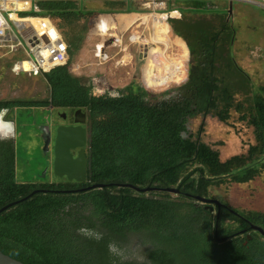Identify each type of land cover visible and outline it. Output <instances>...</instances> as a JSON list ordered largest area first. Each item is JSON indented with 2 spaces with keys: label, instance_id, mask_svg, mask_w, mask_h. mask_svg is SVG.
<instances>
[{
  "label": "trees",
  "instance_id": "1",
  "mask_svg": "<svg viewBox=\"0 0 264 264\" xmlns=\"http://www.w3.org/2000/svg\"><path fill=\"white\" fill-rule=\"evenodd\" d=\"M31 3L19 16L49 18L66 45V59L35 76L45 85L44 98H0V112L53 106L85 113L86 180L17 182L15 145L0 142V208L19 201L0 213V252L23 264H264V237L250 227L264 231V212L228 205L231 210L220 211L187 196L213 199L214 189L253 181L264 170V83L256 85L238 66L230 15L209 9L205 0H181L171 10L180 16L167 23L188 48L187 81L157 92L139 80L99 88L77 75L75 56L94 13L78 0ZM212 119L235 132L250 131L252 138L242 141L247 148L223 156L224 142L207 134ZM95 183L179 192L139 193L112 185L39 192L20 201L36 189ZM80 228L102 237L87 238ZM138 244L143 262L131 250Z\"/></svg>",
  "mask_w": 264,
  "mask_h": 264
},
{
  "label": "rangeland",
  "instance_id": "2",
  "mask_svg": "<svg viewBox=\"0 0 264 264\" xmlns=\"http://www.w3.org/2000/svg\"><path fill=\"white\" fill-rule=\"evenodd\" d=\"M255 1L262 2L261 0ZM205 2L209 9L229 14L230 18L233 19L234 25L232 26L236 30L235 45H237L236 52L239 60L236 62L240 68L248 73L256 85L263 84L264 7L235 0H205ZM80 4L85 5L86 10H91L94 14L88 24L82 46L75 56L74 66L75 69H78L75 73L93 79L92 82L99 88L106 87L107 84L123 86L129 81L136 84L139 69L149 58L150 47L146 43L127 46V50H124L131 38V32H128L129 24H132L130 30L135 28L142 41L156 40L155 37L150 39L152 34H155L158 39H162L161 43L155 42L160 50H165L166 44H171L178 65L185 68V70L189 66L188 48L170 29L167 20L163 19L161 21L166 28V34L161 30L160 25L154 23V20L153 22L150 20V24L145 23L141 26L140 22L134 19V15H138L139 12L131 6L135 5L133 3L128 2L124 10L117 4L105 2L104 0L80 1ZM167 5L168 10H158L159 13L177 9L182 4L181 1L167 0ZM6 6L8 12H12L13 6L11 3L8 2ZM19 9V12L31 10V0H22ZM152 24L154 25L153 29ZM10 26L24 44V40L15 25L10 22ZM109 34L123 38L122 50L112 43V39L108 37ZM246 47L249 50H246ZM252 51L256 52H253V54L257 57V62L254 65H251L253 62ZM123 52L126 53L125 57L131 67H128L130 68L129 77L119 80L113 75V70L116 68L118 59ZM166 52L168 56H171L170 51L167 50ZM22 56L20 52L1 51L0 98L42 99L45 96L43 81L38 77L34 76V78L32 75L13 70L14 64L23 58ZM67 112V109L52 108L50 106L21 107L8 112L7 119L12 121L15 127V180L17 182L56 183L61 180L60 171L53 166L54 145L52 148V143H50L48 149L45 150L44 140L46 133L49 131L53 135L52 138L55 137L56 126L63 121L62 115ZM72 115L73 113L69 111L67 116L72 117ZM207 124L208 137L211 140L224 142L225 145L221 147L224 149L223 156H230L243 151L247 148V145H243L242 141L252 138L250 131L243 129L235 132L229 126L213 119L209 120ZM210 196L238 211L264 212V170L253 181L234 184L230 187L221 186L214 189Z\"/></svg>",
  "mask_w": 264,
  "mask_h": 264
},
{
  "label": "built area",
  "instance_id": "3",
  "mask_svg": "<svg viewBox=\"0 0 264 264\" xmlns=\"http://www.w3.org/2000/svg\"><path fill=\"white\" fill-rule=\"evenodd\" d=\"M22 0H0V53L2 50L8 52H20L23 55L17 61L13 70L15 72L26 73L32 76L38 75L41 71H47L55 66L61 65L66 59V45L60 34L53 27L46 17H20L19 5ZM89 1V0H78ZM117 1V0H116ZM137 5H144L156 10L166 9L167 0H120ZM238 2L259 5L264 7V0L261 3L255 0H235ZM10 2L13 6L12 12H8L6 4ZM38 11L37 7H33ZM19 12V13H18ZM159 15L158 13L156 16ZM165 20H175L171 14H161ZM169 18V19H168ZM10 22L15 25L20 32L24 44L15 35L10 26ZM100 57V56H99ZM28 61V65L24 64Z\"/></svg>",
  "mask_w": 264,
  "mask_h": 264
},
{
  "label": "water",
  "instance_id": "4",
  "mask_svg": "<svg viewBox=\"0 0 264 264\" xmlns=\"http://www.w3.org/2000/svg\"><path fill=\"white\" fill-rule=\"evenodd\" d=\"M158 92V91H157ZM54 108L53 106H50ZM8 113V110L5 109L0 112V139L2 141L10 140L13 144L15 143V127L12 121L5 120V116ZM78 116L81 118L79 119ZM86 121V114L82 113L79 109L75 111L74 122L77 124H83ZM50 141V132L46 133L44 140V149H48ZM86 145V131L80 126L76 127H57L54 137V149H53V166L56 170L60 171V175L64 176L68 181L75 182H84L86 180V160L84 147ZM80 148L76 153V156H73L70 152L71 149ZM119 186L130 188L139 193L151 192V191H160L167 192L171 194H177L179 191L175 188H158V187H146L139 188L129 183H116V184H104V183H95L85 188L76 189V190H57L51 191L46 189H36L32 191L31 194L27 195L20 201L26 200L30 195L37 194L39 192H62V193H74L80 191H88L95 188H105L107 186ZM195 200H198L203 203H213L218 207L221 206V203L218 200L206 199L199 196H191ZM17 202L9 203L6 206L0 208V213L7 208L17 204ZM212 211V207H210ZM251 229L259 232L264 237V231L255 225L250 226ZM250 239V237H248ZM0 264H23L20 261H17L7 255H4L0 252Z\"/></svg>",
  "mask_w": 264,
  "mask_h": 264
},
{
  "label": "bare ground",
  "instance_id": "5",
  "mask_svg": "<svg viewBox=\"0 0 264 264\" xmlns=\"http://www.w3.org/2000/svg\"><path fill=\"white\" fill-rule=\"evenodd\" d=\"M173 16V14H172ZM154 23L160 25L161 30L166 32V28L161 22L165 16L158 15V20L156 21V15L154 16ZM132 24H129V27ZM136 29H131V38L129 44L125 46L124 50H127V46H131L137 43H146L150 47V54L148 60L140 67L138 72V80L141 84L150 91H164L167 89H171L178 85L184 84L187 81L186 70L183 67H180L177 63L176 57L173 55L174 48L172 45L165 46V50H160L157 48L156 41L153 39L155 34H152L153 41H142L140 36L137 35ZM110 39H112V43L116 44L119 49H123V38L115 37L113 34H109ZM170 51L171 56L167 55L166 51ZM100 54V52H99ZM125 52L122 53L121 57L118 59V64L116 68L113 70V75L119 80H124L129 77V70L131 64L125 57ZM28 65V61L24 64L26 67Z\"/></svg>",
  "mask_w": 264,
  "mask_h": 264
},
{
  "label": "flooded vegetation",
  "instance_id": "6",
  "mask_svg": "<svg viewBox=\"0 0 264 264\" xmlns=\"http://www.w3.org/2000/svg\"><path fill=\"white\" fill-rule=\"evenodd\" d=\"M235 44H236V41H235ZM234 44V49H236L237 48V45H235ZM64 109H66V108H64ZM68 110V112L70 111V109H67ZM76 111V110H75ZM75 111H70L71 113H73V115H72V117H68L67 115H68V112L66 113V114H63L62 115V118H63V121L62 122H60L56 127H76V126H80L81 128H83V129H85V131H86V138H87V132H88V125H87V117H86V121L83 123V124H77V123H75L74 122V116H75ZM78 118L79 119H81L79 116H78ZM5 120H8V119H5ZM55 127V128H56ZM51 128V127H50ZM50 132V131H49ZM52 134H51V132H50V141H49V145H50V143H52V148H53V145H54V138H52ZM6 141H8V140H6ZM10 141V140H9ZM0 142H2V140L0 139ZM11 142V141H10ZM48 145V146H49ZM243 145H245V144H243ZM79 149L80 148H75V149H71L70 150V152L72 153V155L73 156H76V153L79 151ZM85 149V148H84ZM61 178V180L59 181V182H66V178L64 177V176H61L60 177ZM68 181V180H67ZM69 182H72V181H69ZM211 200H215L214 198L213 199H211ZM220 202V201H219ZM221 203V206L220 207H218L219 208V210L221 211L222 209H227V210H231L225 203H222V202H220ZM209 209H210V207H208ZM218 208L216 209V210H218ZM234 209V208H233ZM212 210H214V208L212 207ZM211 211V210H210ZM238 211V210H237ZM240 212H243V211H240ZM138 246H140L139 244L138 245H135V246H132L131 247V250H134L133 251V255H134V257H138V255H139V251L138 250H136V248L138 247ZM149 247V246H148ZM145 247H142V248H140L141 250L142 249H144ZM138 260H140L141 262H143L144 261V257H138Z\"/></svg>",
  "mask_w": 264,
  "mask_h": 264
},
{
  "label": "crops",
  "instance_id": "7",
  "mask_svg": "<svg viewBox=\"0 0 264 264\" xmlns=\"http://www.w3.org/2000/svg\"><path fill=\"white\" fill-rule=\"evenodd\" d=\"M32 1V0H31ZM108 1H116V0H108ZM177 1H181V0H177ZM132 7H133V9L135 10V11H137V12H139V14L138 15H134V19L135 20H138L139 22H140V24H141V26H143V25H145V23H148V24H150V20H152V22H153V20H154V16L158 13L159 15H161V14H164V13H166V14H173L174 16H175V20L176 19H178L179 18V16H180V13L178 12V11H166V12H162V13H159V11L158 10H156L155 12L153 11V9H150L149 7L146 9V7L144 6V5H131ZM34 7V6H33ZM166 9L168 10V5L166 4ZM161 11V10H160ZM158 16V15H157ZM157 16H156V21L158 20V18H157ZM162 16V15H161ZM49 19V18H48ZM50 20V19H49ZM163 19H161V21H162ZM51 22V21H50ZM164 23V22H163ZM51 24H52V22H51ZM147 24V25H148ZM53 25V24H52ZM153 25V24H152ZM156 25H158L157 23H156ZM54 27V26H53ZM153 27H154V25L152 26V29H153ZM55 28V27H54ZM56 29V28H55ZM57 30V29H56ZM58 32V31H57ZM128 32H131V30H130V27H129V29H128ZM137 32V31H136ZM155 36V35H154ZM152 38V36L150 37V39ZM155 38H156V41H158L159 43H161V40L160 39H158L157 38V36H155ZM149 39V40H150ZM158 48V47H157ZM240 48V47H239ZM159 49V48H158ZM237 49V48H236ZM236 49H234L235 51H234V55H235V58H236V61H239L238 60V55H237V52H236ZM246 50H249V48L248 47H246ZM253 52L254 53H256L255 51H252V56H253V62L251 63V65H254L256 62H257V57L253 54ZM255 61V62H254ZM248 65H250V63H248ZM252 79V78H251ZM256 82V81H255Z\"/></svg>",
  "mask_w": 264,
  "mask_h": 264
},
{
  "label": "clouds",
  "instance_id": "8",
  "mask_svg": "<svg viewBox=\"0 0 264 264\" xmlns=\"http://www.w3.org/2000/svg\"><path fill=\"white\" fill-rule=\"evenodd\" d=\"M78 232L87 238H94V239L99 240L102 237V234L95 232L94 230H91V229L80 228L78 229ZM108 247H109V251L113 252V244L110 243Z\"/></svg>",
  "mask_w": 264,
  "mask_h": 264
}]
</instances>
